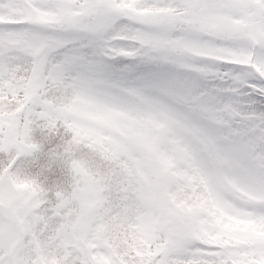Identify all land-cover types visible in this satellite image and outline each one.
Wrapping results in <instances>:
<instances>
[{"label": "snow or ice", "instance_id": "snow-or-ice-1", "mask_svg": "<svg viewBox=\"0 0 264 264\" xmlns=\"http://www.w3.org/2000/svg\"><path fill=\"white\" fill-rule=\"evenodd\" d=\"M0 264H264V0H0Z\"/></svg>", "mask_w": 264, "mask_h": 264}]
</instances>
